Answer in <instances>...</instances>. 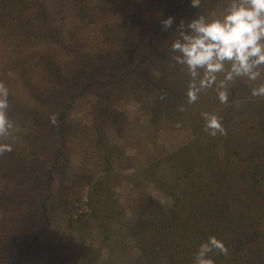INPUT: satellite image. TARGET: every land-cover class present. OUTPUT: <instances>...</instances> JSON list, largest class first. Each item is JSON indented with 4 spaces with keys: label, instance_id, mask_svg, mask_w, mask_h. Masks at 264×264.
<instances>
[{
    "label": "trees",
    "instance_id": "1",
    "mask_svg": "<svg viewBox=\"0 0 264 264\" xmlns=\"http://www.w3.org/2000/svg\"><path fill=\"white\" fill-rule=\"evenodd\" d=\"M228 2L0 0V83L15 122L13 139L0 137L12 144L0 153V264H103L104 249L111 264H193L209 236L227 248L210 253L215 264H264V96L251 94L264 65L260 80L231 83L227 103L211 89L189 103L171 50L191 21ZM127 97L148 125L114 106ZM80 101L92 134L69 123ZM204 111L223 118L225 134L204 131ZM181 129L195 140L172 152L140 160L124 146L134 133L152 142Z\"/></svg>",
    "mask_w": 264,
    "mask_h": 264
},
{
    "label": "clouds",
    "instance_id": "2",
    "mask_svg": "<svg viewBox=\"0 0 264 264\" xmlns=\"http://www.w3.org/2000/svg\"><path fill=\"white\" fill-rule=\"evenodd\" d=\"M199 0H193L197 5ZM173 18L163 24L170 26ZM171 44L173 59L188 76L187 97L194 103L211 89L221 104L229 99V86L238 78L249 82L261 79L264 65V0H229L227 8L213 17L201 16L188 24ZM220 74H223L221 78ZM254 97L264 96V82L252 87ZM9 89L0 83V137H10L15 122L9 116ZM204 131L210 136L225 134L223 118L215 111L201 113ZM12 151L11 143H0V153ZM214 250L226 253L225 244L209 236L199 245L193 264H215Z\"/></svg>",
    "mask_w": 264,
    "mask_h": 264
},
{
    "label": "rangeland",
    "instance_id": "3",
    "mask_svg": "<svg viewBox=\"0 0 264 264\" xmlns=\"http://www.w3.org/2000/svg\"><path fill=\"white\" fill-rule=\"evenodd\" d=\"M248 82L246 79H244ZM21 91L22 87L19 86L18 89ZM116 108L121 110L123 114L129 117L132 121H136L139 125H148L150 120V113L144 109L143 103L135 102V100H131L130 98L121 99L116 105ZM69 123L73 127L82 126L86 131V134H92L93 127H92V119L90 116L89 111V104L83 101L78 102V104L70 111L69 113ZM110 139L117 144H121V141L117 139L113 130H109L108 132ZM191 133L187 130H178V131H171L170 136H165L163 134L159 135L157 138L152 139V142L147 141V135L137 134L134 133L132 137H130L125 143V149L130 156L139 158L140 160H144L149 154L150 150L155 151H163V152H172L181 147V145L188 146L190 142H192L193 136L190 135ZM13 134L10 137H7L11 140L13 139ZM81 140V138L79 139ZM78 139L71 140L69 146L75 148L77 145ZM149 142V143H147ZM88 189V188H87ZM87 189L83 190V207L86 208L84 202L86 201V194ZM130 186L125 183L120 188V201H125L126 198L129 196ZM102 234L99 230L94 231V236L87 240L85 243L87 248L93 247L95 248L98 245V240L101 238ZM111 253L108 249H104L102 253V263L103 264H111L110 260ZM40 264V263H37Z\"/></svg>",
    "mask_w": 264,
    "mask_h": 264
}]
</instances>
